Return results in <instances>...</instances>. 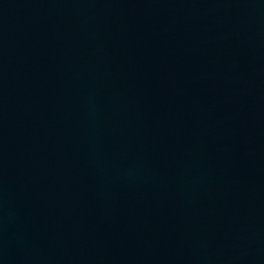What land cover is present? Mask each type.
Returning a JSON list of instances; mask_svg holds the SVG:
<instances>
[{"label": "water", "instance_id": "obj_1", "mask_svg": "<svg viewBox=\"0 0 264 264\" xmlns=\"http://www.w3.org/2000/svg\"><path fill=\"white\" fill-rule=\"evenodd\" d=\"M0 264H264V0H0Z\"/></svg>", "mask_w": 264, "mask_h": 264}]
</instances>
